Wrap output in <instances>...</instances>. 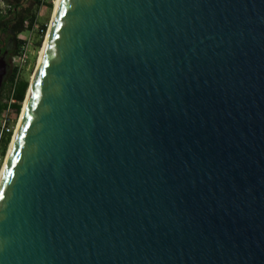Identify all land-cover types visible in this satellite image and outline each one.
<instances>
[{"label": "water", "instance_id": "water-1", "mask_svg": "<svg viewBox=\"0 0 264 264\" xmlns=\"http://www.w3.org/2000/svg\"><path fill=\"white\" fill-rule=\"evenodd\" d=\"M11 135L0 264H264V0H58Z\"/></svg>", "mask_w": 264, "mask_h": 264}, {"label": "trees", "instance_id": "trees-1", "mask_svg": "<svg viewBox=\"0 0 264 264\" xmlns=\"http://www.w3.org/2000/svg\"><path fill=\"white\" fill-rule=\"evenodd\" d=\"M4 2L7 7L0 12V53L5 52L6 65L0 84V121L4 120L8 128L0 129V157L4 154L13 120L19 111L27 87V75L21 73L20 67L10 62V58L19 52L20 46L26 41V37L19 36L22 30L33 32L30 48L35 51L39 47L46 30V16L39 20L37 10L41 5L47 11L52 6L51 0H4Z\"/></svg>", "mask_w": 264, "mask_h": 264}, {"label": "rangeland", "instance_id": "rangeland-1", "mask_svg": "<svg viewBox=\"0 0 264 264\" xmlns=\"http://www.w3.org/2000/svg\"><path fill=\"white\" fill-rule=\"evenodd\" d=\"M54 1L55 0H51L52 6H51V8L48 11L43 5H41L38 8V10H37V17H38L39 20L44 19V17L46 16V19H45L46 30H45V34L42 37V40H41V43H40L39 47H37V49L35 51L30 48V44H29L30 43V38H32V36H33V32H31V34L29 35V39H28V53H27L26 62L23 65H21V67H20V69H21L20 72L25 74V75H27V87H26L27 89H25L26 92L29 89V85H30V82H31V77H32V74H33V72H34V70L36 68L37 60H38L42 45H43L44 40H45V35H46L48 27H49V23H50V20H51V17H52V13H53V8H54ZM27 33L28 32L26 30H22L19 33V36H22V37L28 36ZM32 55H33V58H32ZM10 62H13L12 58H10ZM26 92H25V95H26ZM25 95L23 96L24 98H25ZM24 98L22 99L23 101H21L20 108H19V111H18L17 115H15V118L13 120L12 127H11V134H13V132H14V130L16 128V125H17V122H18V116H19V114L22 111L21 109L23 107ZM1 122H2V120L0 121V123ZM6 126L8 127V125H6ZM10 136H11V138H9V140L7 142L4 154L0 157V170H1V167H2L3 162H4V156H5L6 152L8 151L9 142L12 139V135H10Z\"/></svg>", "mask_w": 264, "mask_h": 264}, {"label": "built area", "instance_id": "built-area-1", "mask_svg": "<svg viewBox=\"0 0 264 264\" xmlns=\"http://www.w3.org/2000/svg\"><path fill=\"white\" fill-rule=\"evenodd\" d=\"M7 7V5L5 4L4 0H0V12H3L4 9ZM27 35L26 37V41L20 46V50L19 52L12 56V61L17 64L18 67H21V65H23L26 62V58H27V53H28V39H29V35L31 34V31H27ZM4 119V118H3ZM3 128L5 130H7V126L4 123V120H2V122L0 123V129Z\"/></svg>", "mask_w": 264, "mask_h": 264}, {"label": "bare ground", "instance_id": "bare-ground-1", "mask_svg": "<svg viewBox=\"0 0 264 264\" xmlns=\"http://www.w3.org/2000/svg\"><path fill=\"white\" fill-rule=\"evenodd\" d=\"M57 1L58 0H55L54 1V8H53V12H54V10H55V6H56V3H57ZM53 14V13H52ZM51 20H52V17H51ZM50 20V21H51ZM48 29H49V27H48ZM47 32H48V30H47ZM45 41V40H44ZM44 44V43H43ZM41 51H42V48H41ZM41 51H40V53H41ZM40 55V54H39ZM38 60H39V57H38ZM38 60H37V64H38ZM37 64H36V66H37ZM36 69V68H35ZM35 71V70H34ZM33 74H34V72H33ZM33 74H32V77H33ZM32 77H31V80H32ZM31 83V82H30ZM30 86V85H29ZM22 110V109H21ZM2 168V167H1Z\"/></svg>", "mask_w": 264, "mask_h": 264}, {"label": "snow or ice", "instance_id": "snow-or-ice-1", "mask_svg": "<svg viewBox=\"0 0 264 264\" xmlns=\"http://www.w3.org/2000/svg\"><path fill=\"white\" fill-rule=\"evenodd\" d=\"M35 95H37V96L39 95V88L38 87H37ZM28 119H31V117H28Z\"/></svg>", "mask_w": 264, "mask_h": 264}]
</instances>
